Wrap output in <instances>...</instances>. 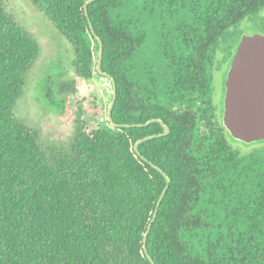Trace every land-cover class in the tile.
<instances>
[{"label": "trees", "instance_id": "trees-1", "mask_svg": "<svg viewBox=\"0 0 264 264\" xmlns=\"http://www.w3.org/2000/svg\"><path fill=\"white\" fill-rule=\"evenodd\" d=\"M69 41L77 77L101 68L116 84L112 126L77 112L67 148L48 155L13 108L39 55L0 0V264H264V146L241 154L214 118L217 49L264 0H144L158 38L146 50L132 0H31ZM264 23V22H263ZM167 25H170L168 28ZM221 40L223 43L221 45ZM229 52V51H228ZM67 88L73 89L74 83ZM198 104L210 121L199 128ZM227 132V134H226Z\"/></svg>", "mask_w": 264, "mask_h": 264}, {"label": "rangeland", "instance_id": "rangeland-1", "mask_svg": "<svg viewBox=\"0 0 264 264\" xmlns=\"http://www.w3.org/2000/svg\"><path fill=\"white\" fill-rule=\"evenodd\" d=\"M144 0H132L130 7L134 17L144 19L140 31L147 33L146 50L156 48L158 41L151 20L145 19ZM5 12L19 25L24 27L37 41L39 55L31 65L20 98L16 101L13 113L22 123L36 129L38 142L50 156L63 152L73 135L77 112L87 121L92 116L87 110L103 107L105 112L97 117V122L107 119V108L111 99L110 81L98 74L90 79L77 77L73 59L74 51L66 37L46 18L42 10L31 0H3ZM264 7L247 16L238 25L229 29L230 38L222 50L215 54L212 66V89L210 93L214 118L223 126V101L225 81L231 59L240 39L253 33L264 34ZM169 28L170 25H167ZM223 41L221 40V45ZM229 51V52H228ZM97 61H94L96 68ZM74 88H67L69 83ZM200 111L199 128L210 121L209 110L205 105H197ZM227 134V132H226ZM233 147L245 154L264 146V140L243 142L227 134Z\"/></svg>", "mask_w": 264, "mask_h": 264}, {"label": "water", "instance_id": "water-1", "mask_svg": "<svg viewBox=\"0 0 264 264\" xmlns=\"http://www.w3.org/2000/svg\"><path fill=\"white\" fill-rule=\"evenodd\" d=\"M94 0H86L84 3L85 15L88 17L87 5ZM92 34L98 42V55L96 72L110 81L111 99L107 108V120L112 126H142L151 122H158L163 127V132L153 134L139 139L134 144V151L144 160L141 155L139 144L145 140L166 135L169 132L168 126L159 118H152L144 123L119 124L111 117L112 107L116 100V84L113 78L101 68L103 44L96 35L93 25L89 20ZM222 122L230 135L243 142L264 140V34L253 33L243 36L237 44L236 50L231 59L230 67L225 81V96L223 101ZM165 178V187L160 193L153 216L147 225L144 234L143 249L151 264H156L146 247V240L153 221L156 218L160 203L169 187L170 179L167 174L158 166L148 161Z\"/></svg>", "mask_w": 264, "mask_h": 264}]
</instances>
